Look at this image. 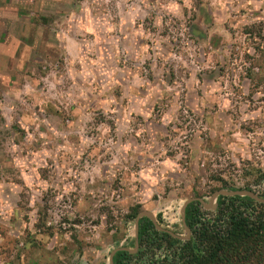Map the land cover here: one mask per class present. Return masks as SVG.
<instances>
[{
  "label": "clouds",
  "instance_id": "1",
  "mask_svg": "<svg viewBox=\"0 0 264 264\" xmlns=\"http://www.w3.org/2000/svg\"><path fill=\"white\" fill-rule=\"evenodd\" d=\"M22 6L29 7L33 16L48 14L56 17L51 28L54 35H50L44 48L54 49L57 56L35 61L34 53L41 44L37 39L31 46L25 45L21 56L16 57L15 53L22 43L19 37L26 38L31 25L14 27L8 38L0 43V82L7 88L5 99L0 101V116L4 121L0 123V134L10 130L18 115L17 122L27 133L23 138L14 133L0 139V208L5 222L9 215H14L20 225L6 224L12 228L8 232L9 237L15 232L20 238L24 235V228L31 230V225L36 223V213L42 206L40 198L49 188L59 193L55 197L57 205L69 193L78 192L75 208L69 199L67 204L51 212L54 219L50 218L48 223L55 224L60 215L71 217L75 212L90 213L99 203L93 204L92 199L98 193L100 196L105 193L97 187L88 186L95 185L97 180H107L110 185L118 174L124 185L118 204L125 205L146 199L149 194L163 198L166 186L172 188L168 194L171 199L176 195L180 182L198 175L199 170L209 162H213V168H216L224 167V161L231 160L239 167L237 153L247 160H252L255 155L256 160L261 161L258 166L264 167V151L256 148L257 143L264 148V101L261 100L264 97V82H256L253 99L258 107L251 113H245L248 102L241 103V100L249 95L253 86L240 83V76L248 67L242 59L243 54L247 52L264 65V51L256 52L250 43H246L247 37L239 33L243 25L264 21V0H210V3L205 0L202 6L215 10L210 38L219 33L225 39L221 41V47L215 49L210 42L200 45L210 48L207 59L202 63H197V48L187 39L183 40L179 53L168 50L164 54L165 49L161 45L167 44L169 37L159 36L164 27L173 24L172 17H175L181 21L180 30L177 32L169 27V32L173 33L171 39L175 40L177 35L184 37L183 9H188L189 15L195 12L193 0H183L182 3L176 0L166 3H161V0H84L81 4H75L74 0H22ZM8 7L15 10L12 5ZM165 16L169 18L164 20ZM146 18L151 20L155 33L145 31ZM225 23L237 30L235 39L224 30ZM138 37L151 41V45L138 44ZM228 45H238L235 51L239 59L229 62L232 49ZM171 47L169 45V49ZM261 48L264 50V44ZM149 60L156 82L150 83L146 78L148 71L144 64ZM170 62L176 71L182 70L171 87L161 78V73L167 71L164 65ZM217 63L221 66L227 64L232 74L231 81L226 71L225 76L219 77L214 84H202L197 74L214 69ZM254 74L264 78L260 67L255 68ZM13 75L16 77L14 80ZM21 81L24 83L21 84ZM221 82L224 87H220ZM230 83L240 89L239 94L232 91ZM117 89L120 91L119 98L114 95ZM139 89H144L143 95ZM198 90L203 92V96L193 97V102L188 103L189 96ZM181 93H184L183 99ZM212 103L218 105V110L214 114L204 113V109L210 108ZM157 106L160 109L158 120L153 112V107ZM35 109L44 118L38 117ZM189 111L192 116H189ZM227 112L232 115H223ZM237 112L238 117L233 119ZM97 113L105 117L104 122L98 125L92 123ZM198 116H202L199 122L195 119ZM137 117H142L143 122L137 123ZM108 119L113 120L114 128L109 127ZM257 119L261 127L246 139L242 137L240 124ZM185 120L187 123H184ZM148 121L164 128L172 127L170 132H158ZM189 125L192 127L189 128ZM201 132L206 133L205 139H201ZM165 136L167 140H164ZM133 137L140 138L141 143H135ZM17 139L19 143H12ZM248 140L252 141L251 148ZM34 142L39 144L38 149L33 148ZM154 148L155 152L152 151ZM217 149L231 154L220 157ZM169 151L174 153L171 158L166 155ZM108 155L111 159L103 160ZM217 159L221 160L220 165L214 163ZM49 160L51 164L47 163ZM105 165L107 175L102 176L101 169ZM38 168L50 170L46 181L40 179ZM172 173L177 176L174 178L170 175ZM14 180H23L24 183L16 184ZM74 184L80 186L79 190ZM25 189L30 196L27 207L31 208V212H22L9 203ZM106 198L111 203H117L110 197ZM23 215L29 216L30 223H24ZM101 232L102 228L93 230L88 239L102 244ZM70 235L66 233L62 239L67 241ZM38 239L45 242L49 251L61 244L60 238L51 243L47 237ZM3 242L4 238L0 237V243ZM56 257H59L58 252ZM49 259L46 254L37 253V264H45ZM0 264L3 262L0 261ZM21 264H25L23 256Z\"/></svg>",
  "mask_w": 264,
  "mask_h": 264
},
{
  "label": "rangeland",
  "instance_id": "2",
  "mask_svg": "<svg viewBox=\"0 0 264 264\" xmlns=\"http://www.w3.org/2000/svg\"><path fill=\"white\" fill-rule=\"evenodd\" d=\"M84 0H74L75 4H81ZM131 2V0H129ZM168 0H161V3H166ZM177 3H182L183 0H176ZM194 6L196 8L195 12H192L189 15L188 9H183V15L185 17L183 24L186 32L184 33V37L176 36V39H171L173 33L169 32V27L176 29L177 32L180 30L181 21L177 20L175 17H172L173 24L164 27L163 31L159 33L160 37H169L167 44H162L161 48L165 49V53L167 54L168 50L179 53L180 49L183 47V40L187 39L191 42L193 46L197 48V55L195 59L197 63H202L207 59L208 53L210 51L209 47H200V45L205 44L206 42H210L211 47L213 49L221 47V41L225 39V37L219 33L214 34L210 38V30L215 23L213 12L215 11L211 7H203L205 0H193ZM210 3V0H209ZM10 5L14 7L12 17L10 15L6 18L4 16H0V20H9L14 18L16 21L23 20L26 24L31 25V29L29 31L28 40L32 41L31 45L36 42L37 39L41 41V44L38 49H36V53H34L33 59L35 61H40L41 58L52 57L55 58L57 56V52L54 49L44 48V43L49 42L50 35H54L51 32V28L54 26V21L56 17L48 14H39L33 16L31 14V9L29 7L22 6V0H12L9 2ZM13 9V8H12ZM19 9H22L19 11ZM243 11V10H241ZM19 13L24 14V17H18ZM219 15V13H217ZM18 17V18H17ZM169 17L165 16L164 20H167ZM79 21H77L78 23ZM163 24V21H162ZM137 26H139V21L137 22ZM223 28L228 34L235 39L237 30L230 28L228 24H224ZM42 29V32L40 30ZM144 29L145 31H150L152 33L156 32V29L152 27V22L149 19L144 20ZM39 33V34H38ZM241 36L247 37L246 43H250L256 52H262L261 44H264V21H259L254 24L243 25L239 30ZM79 40V37L76 38ZM260 43H257V41ZM138 44H149L151 45V41H144L137 38ZM169 45H171V49H169ZM229 48L232 49V53L229 56V62L234 59H239V54L235 51L238 45H228ZM38 53V54H37ZM151 55V51L149 52ZM243 61L248 64V67L243 70V74L240 76V83L244 85L245 83L251 84L252 90L249 92V95L243 97L241 103L244 101L248 102V108L244 109L245 113L255 112L258 104L253 99L255 94V87L257 86V80L260 82H264V78L258 77V75L254 74V70L257 67L261 68V71H264V65L260 62H257L253 56L249 55L247 52L243 54ZM262 60H264V56H262ZM151 61H146L144 64V68L148 71L147 79L149 82H156V78L154 77L151 68ZM9 67H11V63H9ZM159 61L157 62V69L159 70ZM164 68L167 69L166 72L161 73V78L168 84L170 87L174 82L179 79V72L182 70H175L173 68L172 62L169 64H165ZM40 71L39 66H37V72ZM228 71V80L229 82L232 79V74L230 70H228L227 64L221 66V64L217 63L215 68L212 70H205L204 73L197 74V79L201 81L204 85H212L216 82L219 77H223ZM143 75V73H142ZM187 78V76H185ZM12 79H16L15 75L12 76ZM24 82L21 81V84ZM183 87V85H181ZM232 91L239 94L240 89H238L234 84H229ZM38 87H43V85H39ZM163 87V86H161ZM220 87H224V83H220ZM211 90V89H209ZM141 95L144 94V89H139ZM1 96L0 93V101L5 99ZM114 95L119 98L120 91L117 89ZM215 95V93H214ZM203 96V92L198 90L193 95H190L188 98V103L193 102V97H201ZM184 93H181V99H183ZM261 100L264 101V97H261ZM118 107V106H117ZM218 110V105L216 103H212L210 108H205L204 113L214 114ZM36 115L38 117L44 118L38 109H35ZM159 107H153V112L156 115L157 120L159 119ZM189 116H192V112L189 111ZM22 115V113H21ZM203 115V114H202ZM225 116H231V112H227L223 114ZM239 115V112L233 116V119H236ZM202 116L195 117V119L199 122ZM183 119V117H181ZM19 120V115L14 119L13 124L10 126V130L0 134V139L4 137H10L14 133H19L20 138H23L27 133L25 130L19 126L17 122ZM105 117L102 113H97L96 117L92 121V123L98 125L101 122H104ZM137 123H142V117L136 118ZM3 117L0 116V123H3ZM207 123V121H204ZM147 123H152L153 129L158 132H170L171 125L167 128L162 127L158 123H154L152 121H148ZM145 123V126H147ZM184 123H187L185 120ZM107 124L109 127L114 128L113 120L108 119ZM136 125H133L135 127ZM176 127H182V125H176ZM192 125H189L191 128ZM261 124L259 120H248L244 123L240 124V133L242 137L246 139L248 135H251L254 131L259 129ZM43 130V129H42ZM31 132V129L28 130ZM94 133H88V135H93ZM171 135L175 136L178 133H171ZM201 139L206 138V133H200ZM135 143H141L140 138L133 137ZM168 137L165 136L164 140H167ZM163 142V141H161ZM12 143H19V140H13ZM249 148H251L252 141H247ZM159 144L157 145V148ZM33 148L38 149L39 144L33 143ZM256 148L264 151V148H261L259 143L256 144ZM153 152L156 151V148L152 149ZM220 157H224L226 155H230V152H225L224 150L217 149L216 150ZM101 152H104V149L101 148ZM166 155L171 158L174 153L169 151ZM82 158V161L83 162ZM111 155L104 156L103 160H110ZM236 159L240 161V166L233 163L231 160H225L224 167H216L213 168V162H209L203 166L199 170V174L190 178L186 182H180L178 184V191L174 197L169 199V193L172 192V188L166 186L165 195L163 198L156 194H149V197L146 199L129 202L125 205L118 204V198L122 199L121 189L124 187L120 182V176L117 175V178L111 182L107 180H97L95 185H89L88 187H97L101 191L105 193L104 196H100L99 193L95 198L92 199V203L96 204L97 201L98 206L91 209L90 213L83 212H75L71 217L68 215H60L59 221L55 224H49L48 220L54 219L50 214L53 211H57L59 207L69 202L71 199L72 207L75 208L77 205L78 192L69 193L68 196L62 198L59 205L55 203V197L59 193L49 188L46 192H44L40 198V204L42 205L36 213V223L31 225V230L29 228H24V235L20 238H17V233L13 232L11 237L8 236V232L12 231V228L6 226V224L13 225L14 227H20L19 222L16 219V216L9 215L8 220L5 222L4 216L2 213V208H0V237L4 238V242L0 243V261L3 264H21V257H24L25 264H37V253L46 254L50 257L49 260L45 262V264H109V257L111 252L117 247H128L129 249L133 248L134 244V231H135V221L128 220L127 214L130 212V209L133 206L139 205L140 211H149L152 213L154 218L157 220L158 217L161 219L162 223L168 227L171 231L178 233L180 236H185L186 232L182 225L181 218V208L184 202L192 197L203 196L206 201L211 197L214 193V189L221 186L224 182L227 183L228 186L233 187H247L252 191H255L258 194H264V167H259L261 161L256 160L255 155H253L252 160L244 159L242 154L237 153ZM255 161V163H254ZM103 162V161H101ZM150 162V161H149ZM48 164H51V160L47 161ZM216 165L221 164V160L217 159L214 161ZM135 168V165H133ZM38 173L40 174V179L46 181L48 179L49 169L47 168H38ZM101 175H107V165L101 169ZM174 178L177 174H170ZM71 179V178H70ZM16 184H23V180H14ZM67 183V182H66ZM79 190V185L74 184ZM7 191V190H5ZM115 193V195H112ZM18 198L10 199L9 203L14 205L15 209H18L22 212H31V208L27 207L30 196L28 194V190L20 192L17 194ZM106 197H110L111 201L117 203L109 202V199ZM85 199H88L86 197ZM162 200L164 201L162 203ZM208 203V202H207ZM93 214L95 218H93ZM104 218L103 220L101 218ZM25 224L30 223L29 216L23 215L22 217ZM102 228L101 232V240L102 244L97 243L95 241H90L88 236L93 233V230ZM35 233V235L33 234ZM66 233H71L69 239L64 241L62 238ZM38 237H47L49 243H51L55 238H60L61 244L52 247L51 250H48L47 245ZM59 253V257H63L64 259H60L56 257V253Z\"/></svg>",
  "mask_w": 264,
  "mask_h": 264
},
{
  "label": "trees",
  "instance_id": "3",
  "mask_svg": "<svg viewBox=\"0 0 264 264\" xmlns=\"http://www.w3.org/2000/svg\"><path fill=\"white\" fill-rule=\"evenodd\" d=\"M220 189L251 191L226 182L214 192ZM258 195L264 198V194ZM198 197L205 201L203 196ZM138 213L139 205L133 206L128 220L135 221ZM183 223L189 233L180 236L159 217L156 222L141 217L137 247L134 251L117 250L113 264H264L263 201L248 195L220 194L216 207L210 209L199 200H192L185 207Z\"/></svg>",
  "mask_w": 264,
  "mask_h": 264
},
{
  "label": "crops",
  "instance_id": "4",
  "mask_svg": "<svg viewBox=\"0 0 264 264\" xmlns=\"http://www.w3.org/2000/svg\"><path fill=\"white\" fill-rule=\"evenodd\" d=\"M11 1L12 0H0V16H4V18L5 17L7 18L10 15V17H12L13 9L8 7L10 5L9 2H11ZM21 10L22 9H19V11H21ZM18 15H19L18 17H24V14H22V13H19ZM11 19H12L11 21L3 20V19L0 20V43H3L4 39L8 38L10 31H12V29L14 27H18L21 25H29V24H26L25 21H23V20L16 21L14 18H11ZM19 39L22 41V43H21L20 48H18L16 53H15L17 58H19L21 56L23 47L25 45L31 46L30 43H32V41L31 42L27 41L28 36L26 38L25 37H19ZM5 91H7V88L4 86V84L2 82H0L1 96L4 97ZM205 202L207 203L208 201L205 200ZM181 218H182V215H181ZM153 219L155 220V222L157 221L154 218V216H153ZM183 221H184V219L182 218V225H183V228L185 229V224L183 223ZM185 232L187 233L186 229H185ZM134 234H135V236H134V248H135V243L137 241V239H136V228H135ZM134 248H131V249H134Z\"/></svg>",
  "mask_w": 264,
  "mask_h": 264
},
{
  "label": "water",
  "instance_id": "5",
  "mask_svg": "<svg viewBox=\"0 0 264 264\" xmlns=\"http://www.w3.org/2000/svg\"><path fill=\"white\" fill-rule=\"evenodd\" d=\"M220 194H226V195H228V194H238V195H248V196H251V197H253V198H255V199H257V200H259V201H263L264 202V198H262V197H260L258 194H256V193H254V191H250V190H248V189H242V190H235V191H228V190H226V189H220V190H217V191H215L212 195H211V197L208 199V203H206L202 198H200V197H192V198H189V199H187L185 202H184V204H183V206H182V208H181V215H182V218L184 219V211H185V207H186V205L190 202V201H192V200H199L205 207H207V208H210V209H214L215 207H216V198L218 197V195H220ZM144 216H146V217H149L150 219H152L154 222H155V220L153 219V216H152V213L151 212H149V211H140L139 213H138V215H137V217H136V219H135V228H136V235H137V226H138V220L141 218V217H144ZM185 229H186V231H187V233H189V228L185 225ZM137 241H136V243H135V248L137 247ZM135 248L134 249H129V248H127V247H117V248H115L112 252H111V254H110V257H109V264H113V262H112V257H113V255H114V253L117 251V250H120V249H128V250H130V251H134L135 250Z\"/></svg>",
  "mask_w": 264,
  "mask_h": 264
}]
</instances>
